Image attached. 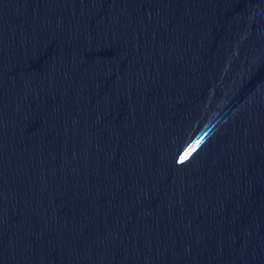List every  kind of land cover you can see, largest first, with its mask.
Returning a JSON list of instances; mask_svg holds the SVG:
<instances>
[{
	"label": "water",
	"instance_id": "95a60500",
	"mask_svg": "<svg viewBox=\"0 0 264 264\" xmlns=\"http://www.w3.org/2000/svg\"><path fill=\"white\" fill-rule=\"evenodd\" d=\"M0 264H264V0H0Z\"/></svg>",
	"mask_w": 264,
	"mask_h": 264
}]
</instances>
